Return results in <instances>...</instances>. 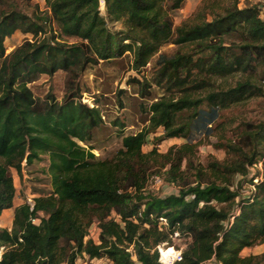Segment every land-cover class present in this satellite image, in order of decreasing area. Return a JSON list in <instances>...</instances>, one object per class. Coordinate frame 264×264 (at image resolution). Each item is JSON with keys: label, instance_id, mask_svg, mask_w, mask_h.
<instances>
[{"label": "trees", "instance_id": "1", "mask_svg": "<svg viewBox=\"0 0 264 264\" xmlns=\"http://www.w3.org/2000/svg\"><path fill=\"white\" fill-rule=\"evenodd\" d=\"M31 1L0 0V215L15 198L11 170L21 174L44 155L51 191L13 207L11 227L0 228V264H77L83 254L110 264H135L133 256L139 264H159L157 246L175 233L191 237L175 264H264V252L240 254L264 243V118L241 121L235 139L222 145L231 154L226 159L203 164L195 142L226 129L225 111L264 96L254 82L264 69L259 6L200 0L175 26L171 13L185 0H103L104 15L100 0H45L46 13ZM53 23L61 36L78 40L47 35ZM16 31L32 39L6 53L4 41ZM166 43L176 44V52L158 53ZM121 57L137 73L153 62L151 80L169 95L152 101L148 124L101 159L89 144L103 116L97 103L81 101L78 79L90 64ZM59 70L68 77L61 101L51 93L36 98L29 83ZM131 80L142 92L150 87L146 77ZM160 127L156 144L186 142L144 153L146 138ZM254 166L260 167L249 180L252 190L241 194L238 186ZM152 172L178 193L145 192ZM93 223L98 242L87 238Z\"/></svg>", "mask_w": 264, "mask_h": 264}, {"label": "rangeland", "instance_id": "2", "mask_svg": "<svg viewBox=\"0 0 264 264\" xmlns=\"http://www.w3.org/2000/svg\"><path fill=\"white\" fill-rule=\"evenodd\" d=\"M200 0H185L182 7L171 13L173 24L180 25L182 22L190 18L197 8ZM31 4H37L38 10L42 13L48 11L45 0H32ZM245 4H257L260 8V16L264 19V0H240L239 6ZM100 13L104 15V5L99 4ZM30 13L31 8L26 10ZM113 29H119L118 23H110ZM51 30L47 29L46 34L54 33L58 35L61 40L68 43L77 41L75 37L61 36L56 24L50 25ZM30 33H23L20 31L14 32L10 37L4 41L5 52H11L15 47L19 46L25 40H31ZM177 46L174 43H166L161 46L158 53L172 55L176 52ZM155 60V59H154ZM155 69L153 62L137 73L130 68V61L127 57L115 58L110 61L100 60L98 63L90 64L78 79V86L83 91L81 93V101L89 106L97 103L101 114L103 116L102 125L94 130L93 138L89 145L93 147V153L101 159L111 158L121 148L122 137L124 135L134 134L140 131L148 124V105L162 96H168L167 91L152 82V77ZM141 81L146 77L150 83V87L146 88L144 92L140 90V85L132 81V78ZM255 84L261 87L264 93V69L259 70L255 76ZM67 74L64 71H57L53 76L41 75L35 81L29 83V87L36 98L43 99L47 93H51L58 101H61L67 88ZM217 83L223 85L222 79H218ZM122 92H118L119 90ZM202 95V94H201ZM118 100L122 101L123 106L119 107ZM186 116L188 115L185 114ZM184 115V116H185ZM264 118V96L256 97L249 100L246 104L240 105L231 111L224 112V121L226 129L222 132L217 129L216 132L210 136H198L195 139L197 142V156L199 160L205 164L210 157L218 160H223L231 157L227 152V148L222 146L227 141L235 139V135L241 131L243 125L242 120L258 122ZM114 121L122 123L123 129H119V124H114ZM230 121L234 122L232 126H228ZM219 123V122H218ZM162 128H158L154 133H151L146 138V142L142 147L144 153L149 152L153 147H157L159 153H165L172 146H180L186 142L184 137L168 138L156 144L154 138L162 135ZM260 166L249 168L250 173L241 185L238 186L241 194H248L252 190V185L249 180L254 176ZM154 171V170H153ZM164 171V169L162 170ZM161 171V173H162ZM161 173L152 172L147 181L145 192L152 193L160 197L170 194H177L178 187L174 184L168 183L164 180ZM14 185L16 188L13 206L3 211L0 215V228H10L13 220V207L23 202L31 203L34 197L40 195H48L51 191L50 177L48 173V159L44 155L40 161L24 167L21 174H17L11 170ZM260 176H257V178ZM257 178L253 179L255 182ZM240 177L235 178V187ZM98 228L96 223H93L89 228L87 238H92L98 242ZM86 238V240H87ZM191 237L188 234L175 233L171 237V242L160 244L159 247L168 249L172 253L173 250L183 251L190 242ZM173 248V250L171 249ZM2 248H0V254ZM264 252V243L256 244L252 247L244 248L241 251V256L250 254H260ZM135 264H139L133 256ZM212 262V260H211ZM77 264H110L106 258H89L88 255L83 254L78 257ZM211 264L210 262H207ZM214 264V263H213Z\"/></svg>", "mask_w": 264, "mask_h": 264}, {"label": "built area", "instance_id": "3", "mask_svg": "<svg viewBox=\"0 0 264 264\" xmlns=\"http://www.w3.org/2000/svg\"><path fill=\"white\" fill-rule=\"evenodd\" d=\"M100 3H103V0H100ZM161 221L162 223H164V219H161ZM169 248L170 247L162 249L159 247V245L157 246V250L159 253V258H158L159 264H175L177 261H180L182 259L181 250H173V248H171L173 250L172 253H167ZM207 262L213 264L214 260L213 259L207 260L203 264H208Z\"/></svg>", "mask_w": 264, "mask_h": 264}, {"label": "bare ground", "instance_id": "4", "mask_svg": "<svg viewBox=\"0 0 264 264\" xmlns=\"http://www.w3.org/2000/svg\"><path fill=\"white\" fill-rule=\"evenodd\" d=\"M167 253H170V252L167 251Z\"/></svg>", "mask_w": 264, "mask_h": 264}]
</instances>
